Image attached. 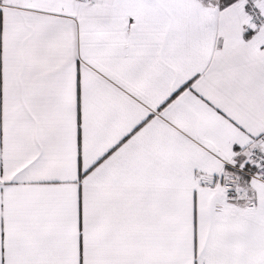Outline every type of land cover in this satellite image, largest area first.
I'll list each match as a JSON object with an SVG mask.
<instances>
[{
    "label": "snow or ice",
    "instance_id": "1",
    "mask_svg": "<svg viewBox=\"0 0 264 264\" xmlns=\"http://www.w3.org/2000/svg\"><path fill=\"white\" fill-rule=\"evenodd\" d=\"M0 264H264V0H0Z\"/></svg>",
    "mask_w": 264,
    "mask_h": 264
}]
</instances>
